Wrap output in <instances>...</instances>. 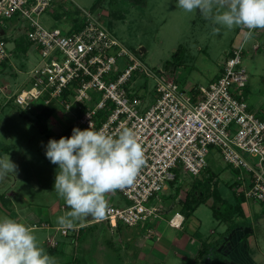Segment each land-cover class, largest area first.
<instances>
[{
    "label": "built area",
    "instance_id": "obj_1",
    "mask_svg": "<svg viewBox=\"0 0 264 264\" xmlns=\"http://www.w3.org/2000/svg\"><path fill=\"white\" fill-rule=\"evenodd\" d=\"M53 1L0 0V27L4 18L25 20L26 36L41 55L39 64L29 72L32 84L15 92L13 102L25 110L38 101L45 106L60 103L68 119L65 126L71 132L74 127L88 129L91 124L93 130L103 129L116 136L123 128H131L145 153L146 164L134 184L116 191L128 203L109 204L108 218L91 222L112 229L119 224L143 226L148 219H160L161 207L146 202L158 198L175 179L174 168L193 175L201 173L212 148L232 167L250 173L245 197L264 204V114L252 112L242 94L248 80L242 45L229 52L214 80L206 85L180 86L164 71L144 64L136 50L121 44L87 11H83L78 29L44 27L38 16ZM261 32L253 30V34ZM10 56L7 41L0 35V67ZM136 75L154 81V98L149 102H145L146 88L136 86ZM242 178L241 173L236 177ZM182 221L178 211L168 219L177 228ZM61 233L67 234V230L61 228Z\"/></svg>",
    "mask_w": 264,
    "mask_h": 264
},
{
    "label": "rangeland",
    "instance_id": "obj_2",
    "mask_svg": "<svg viewBox=\"0 0 264 264\" xmlns=\"http://www.w3.org/2000/svg\"><path fill=\"white\" fill-rule=\"evenodd\" d=\"M83 11L89 12L96 21L110 30L125 47L131 51L136 50V55L144 64L156 71H164L170 78H175L180 86L206 85L217 76L229 52L238 45H242L244 51L242 65L248 74L247 84L242 89V94L252 112L260 115L264 111V34L260 35L264 32L246 38L243 28L234 27L229 30L226 27L214 25L212 21L204 19L199 10L189 13L179 8L178 0H143V2L142 0H54L51 7L38 16V20L46 28L59 27L65 31L73 26L72 30H74L83 19ZM27 26L25 20L18 18H4L1 25V28L5 30L3 37L7 39V47L11 51V56L0 67V87L2 88L0 91V159L8 155L10 160L17 165V172L16 175L9 173L0 180V202L2 203L0 218L8 216L25 223L30 213L37 214L41 209L42 215L37 214L39 219L44 220L43 218L48 217L49 220L36 221L27 225L34 229L39 245L45 250V246H49L51 243L49 240L55 238L54 236L47 237L48 234L57 235L58 239L67 241L68 237H72L75 232L74 228L67 230V234L60 233L61 228L57 224V217L64 215L70 209L54 190L55 176L59 171V166L52 164L45 155L50 139L58 141L61 137H71L72 132L65 126L68 133L61 136L62 131H57L48 123L50 118H55L57 121L61 118L59 115L64 113V109L60 103L53 102L49 106H45L42 101H38L34 103V107L25 110L13 102L12 97L15 92L22 88H28L32 84L29 72L41 61L39 48L31 44L26 36ZM213 27H219L220 31L213 33ZM11 39L14 43L16 40L15 46ZM141 47L145 50H140ZM135 83L139 89L146 88L148 96L145 97V102L154 98V81L152 79H148L144 75H136ZM90 93L93 96L97 94L93 91ZM10 96L11 98H8ZM42 109H45L50 116H40L37 111H42ZM65 118H63L64 123L66 120L68 121L67 117ZM52 123L53 119L50 121V124ZM78 128L87 129L84 126ZM2 147H7V149L2 152ZM247 156L250 158L249 155ZM207 162V168L198 175L185 172L180 167L174 168L175 179L167 183V187H170L171 184L179 185L181 188L191 189L190 192L192 190L206 192L209 182L210 192L212 191L211 187L215 188V192L209 196L210 199L213 196L214 206L207 204L204 200L200 203L201 205L197 206L191 217L188 215L190 222L187 227H190V224L189 230H193L200 223L198 225H201L202 240L207 234H210L211 229H215L216 232L220 231L217 219L219 218L221 221L226 211L234 216L237 211L241 210L239 207L231 208L230 202L226 203V201L220 200L219 192H217L221 189L223 194L230 191L224 178L229 174L233 175L235 171L216 148L210 150ZM212 174L220 179V181L217 180L219 184H223L222 188L214 187ZM245 182L246 188L249 189L251 183L249 173L245 175ZM170 189L171 191L165 193H172V196L165 200L172 202L176 198L178 190ZM9 192L14 193L12 204L9 202L10 200L6 199ZM187 193H184L182 197L184 198ZM113 195L121 196L117 192ZM233 198L235 201L237 200L236 196ZM157 199L151 198L146 204L156 205ZM244 202L253 207L259 215L264 216V204L250 198H246ZM127 203L128 200L125 204ZM10 210H12L11 213H9ZM180 210L186 211V208ZM255 219L256 216H252V220ZM262 219L261 229L255 231L251 239V243L257 242L258 245H252L250 252V256L254 257L257 264L264 262V217ZM248 221H251V218H248ZM83 222L90 223L91 221ZM75 223L80 224L81 221ZM161 223L148 219L144 223L145 231H148L149 225L152 228L162 227ZM140 224L127 227L136 229L140 227ZM104 227H107V224H104ZM127 227L119 224L117 228L107 227L106 229L111 232L108 235L113 237V240H119L121 236L114 233L123 232ZM90 229V227L83 228L79 239H77L81 243L84 240L86 243L84 245L89 250L84 252L83 246H81L80 254L76 255L79 262L74 260L72 264H97L99 261L98 252L105 256L106 264H120V260L108 258L109 248L107 249V245H104L101 239L98 241L96 235V239L93 238V248L87 246L88 240L86 239L90 238L89 233L92 234ZM101 231H105L104 228ZM161 231L162 229L158 228L156 232ZM168 234H177V232L170 229ZM136 237H138V233ZM151 237L153 238L149 237L146 240L149 246L156 240L154 234ZM163 238L160 240L164 241ZM67 245L71 252L77 251L73 244L68 243ZM204 246V249L208 251L210 246L207 244ZM147 248L150 249V247ZM118 253L115 256H120L119 258L125 256L124 250H121L119 246ZM152 253L157 254L156 252ZM154 255L153 257L148 255L149 258H145L139 264H190V261L185 259L186 254H182L180 251L175 253L173 249L165 259H160L161 262ZM187 256L190 258L189 255ZM70 257H67L68 260ZM213 259L215 260L213 264H221V259H217L215 254H213ZM61 261L63 264L67 263L65 260ZM56 262L60 264L57 258Z\"/></svg>",
    "mask_w": 264,
    "mask_h": 264
},
{
    "label": "clouds",
    "instance_id": "obj_3",
    "mask_svg": "<svg viewBox=\"0 0 264 264\" xmlns=\"http://www.w3.org/2000/svg\"><path fill=\"white\" fill-rule=\"evenodd\" d=\"M185 12L199 10L206 20L231 30L247 29L246 38L253 30H264V0H178ZM213 33L220 31L213 27ZM46 158L59 166L54 190L70 209L57 217L64 230L76 227V221L91 216L102 222L110 214L108 194L123 190L136 181L145 166V153L135 131L123 128L118 135L106 134L103 129H72L71 137L50 139ZM17 165L8 155L0 159V180L9 173L16 175ZM0 264H57L39 245L34 229L8 216L0 218Z\"/></svg>",
    "mask_w": 264,
    "mask_h": 264
},
{
    "label": "crops",
    "instance_id": "obj_4",
    "mask_svg": "<svg viewBox=\"0 0 264 264\" xmlns=\"http://www.w3.org/2000/svg\"><path fill=\"white\" fill-rule=\"evenodd\" d=\"M4 33H5V30L0 27V35L3 36ZM263 34L264 33L260 35H263ZM13 44H14L13 46H15L16 40H15V43L13 42ZM37 112H39V114L43 115L44 117L50 116L46 110L43 112L41 110H38ZM263 114H264V111L261 112L259 116H262ZM59 116H61V118L58 121L55 118H50V121L53 119V123L50 124V121H48V123L49 125L52 126V128H55L57 131H62V133H64L66 132V128H64L66 123L63 122V118H65V114L63 113L62 115H59ZM61 123L64 125L63 127ZM249 160L252 162V160L254 159L249 158ZM230 167L235 171V173L233 175L229 174V176H227L228 178L227 177L224 178V181L226 185L229 187L230 191H228V193L226 192L225 194H223V191H221L222 190L221 189L217 192H219L220 200H224L226 201V203L230 202L232 204L230 206L231 208L239 207V209L241 210L237 211V213L234 216L232 214H229L226 211L221 221L218 218L217 225H219L220 227L219 232H216L215 229H211L210 234H207L205 239L202 240V235L200 233L201 225L200 226L198 225L200 223H198L197 226H195L193 230H189L191 225L189 224L190 227H187V224L190 222L188 220L189 219L188 215H190L191 217L192 213L196 210L197 206L202 202L195 205L192 211L188 212V214L186 213V211H181L180 209L183 208L182 204L185 200V196L183 198L182 195L186 192H189L191 189L187 190V189H184V187L181 188L179 185L171 184L170 187H165V189L162 191L163 192L162 195L159 196L157 199V202H158L157 205H159L162 209L161 218L152 219V220H157L159 222H162L160 224V226L162 225V227L156 226L155 228L154 227L152 228V226L149 225L148 229H151V231L146 232L145 225L143 226L140 225V227L136 229H129L133 227L126 226L127 228L124 229L123 232H119L117 234L114 233L115 235L121 236L119 237V240L118 239L113 240V237L111 238V236L108 235L111 233L109 229H106L108 226L104 227V224L102 223L83 222L84 224L83 228L90 227L91 228L90 230H92L91 231L92 234L89 233L90 238L86 239L88 240L87 246L88 247L91 246V248H93L94 246L93 238L96 239V236H97L98 241L99 239H101V242L104 245H107V249L109 248L108 258L109 257L110 259L116 258L121 261L120 264H139L145 258H149V256L153 257L154 254L152 252L157 253L156 255H154V257L159 262H161L160 259L161 258L165 259L172 249L174 250L175 253L180 251L182 254H186V256L184 255L186 257L185 259L190 261L189 262L190 264H213L215 261L213 259V254H215V257L217 259H221V264H257L255 262L254 257L250 256V252L252 251L251 249L252 245L253 246L254 245L258 246V245H257V242L251 243V239L254 236L255 231H258L259 229H261V224L263 223L262 217L264 216L262 214L259 215L257 212L254 211L253 207H251L247 202H244L246 200L245 189L247 185L245 182V175L249 172L245 170H239L237 168L232 167L231 165ZM239 173L243 175V178L237 180L236 177L238 176ZM212 175H213V180L215 183L214 187L216 186L218 188H222L223 184H219L218 182V180L220 181V179L217 178L215 174H212ZM170 188L178 190L176 192V198L173 199L172 202H170L169 200H165L167 197L172 196L171 195L172 193H169V192L167 194L165 193L167 191H171ZM12 195H14V193L9 192L8 195L6 196V199L10 200L9 202L11 204H12ZM233 196H236L237 198L236 201L234 200V198L232 199ZM106 198L108 199L109 204L111 205L124 206L126 205L125 202L127 201L122 195L119 197L117 196L115 197V195L111 193L108 194ZM205 200H206V203L211 206H213V204L215 203L213 196L211 197V199L208 197ZM0 205H2L1 202H0ZM177 206L178 208H176ZM242 206L243 208H241ZM173 208H175V210H172ZM218 208L220 209V206H218ZM11 211L12 210H10L9 213H11ZM175 211H178L183 215V221L181 223V226L178 228L171 226L168 223L169 217ZM37 214L39 216L42 215L41 209L39 210ZM37 214L30 213V216L27 218V222L25 223L31 225L32 223L36 221L43 222V221L49 220L48 217L43 218L44 220H40ZM254 215L256 216V219L252 220V216ZM248 218H251V221H248ZM78 225L80 224L79 223L76 224V226ZM102 228H104L105 231H101ZM158 228L159 229L161 228L162 231L156 232ZM170 229H173L174 232H177V234L169 235L168 232L170 231ZM136 232L138 233V237H136L137 236ZM153 234L155 235L156 240H154L153 244L149 246L146 240L149 239V237L153 238L151 237ZM73 235L72 237H68L69 240L63 241L61 239H58L57 235L48 234L47 237L54 236L55 238L49 240L51 243L49 246H45V250H47V248H51L52 252L51 254L49 253L50 256L57 258L59 262L60 260H65V262H67L65 264H72L74 260L79 262L76 257V255L80 254L79 248L83 246L84 252L88 251L89 248H87L86 245H84L86 244L84 243V240L82 241V243L78 242L77 238L75 239ZM161 238H163L164 241L160 240ZM68 243L73 244V246L75 247L77 251L71 252V250H69L68 248V245H67ZM116 244L120 247L121 250H124L125 252L124 257L119 258L120 256H115L119 254L118 246H115ZM206 244L210 246L208 251L204 249L205 247L204 245ZM147 247H150V249H148ZM259 252L261 253V251ZM98 255H99V261L97 262V264H106L105 262L107 260H104L105 256L100 252H98ZM187 255H189L190 258ZM68 256H71L69 258L70 261L67 258ZM60 264H63V261H61ZM262 264H264V262H262Z\"/></svg>",
    "mask_w": 264,
    "mask_h": 264
},
{
    "label": "trees",
    "instance_id": "obj_5",
    "mask_svg": "<svg viewBox=\"0 0 264 264\" xmlns=\"http://www.w3.org/2000/svg\"><path fill=\"white\" fill-rule=\"evenodd\" d=\"M142 2H143V0H142ZM141 3V2H140ZM83 20V19H82ZM82 22L83 21H81V23L78 25V26H76V28L78 29V28H80L81 27V25H82ZM6 41H7V39H5ZM51 107V106H50ZM43 110H45V109H42V112H43ZM39 114V113H38ZM39 116V115H38ZM40 116H42V117H44L43 115H41L40 114ZM66 133H68L67 132V130H66V132H64V133H62L61 134V136H64ZM5 149H7V147H2V152H3V150H5ZM1 153V152H0ZM207 168V167H206ZM211 179V178H210ZM210 183V182H209ZM208 183V190H209V188H210V184ZM208 190L206 191V192H203V191H199V190H192V192H188L186 195H185V200H184V202H183V204H182V207L184 208H186V213L188 214V212H191L192 211V209L194 208V206L195 205H197L198 203H200V202H202V201H204L205 200V196L208 198L212 193H214L215 192V189L213 188L212 189V187H211V192H210V190H209V192H208ZM217 195V194H216ZM216 197H218V196H216ZM206 198V199H207ZM219 198V197H218ZM2 199H4V198H2ZM215 204V203H214ZM214 204H213V206H214ZM215 209V208H214ZM84 227V226H83ZM83 227H79L78 228V230H77V232L76 233H74V238L76 239H79V237H80V235H81V230L83 229ZM47 253L49 254H51V252H52V250H51V248H47Z\"/></svg>",
    "mask_w": 264,
    "mask_h": 264
},
{
    "label": "water",
    "instance_id": "obj_6",
    "mask_svg": "<svg viewBox=\"0 0 264 264\" xmlns=\"http://www.w3.org/2000/svg\"><path fill=\"white\" fill-rule=\"evenodd\" d=\"M140 50H142V51H143V50H145V49H144L143 47H141V49H140ZM140 50H139V51H140ZM87 220H89V221H92V217H91V216L87 217Z\"/></svg>",
    "mask_w": 264,
    "mask_h": 264
}]
</instances>
